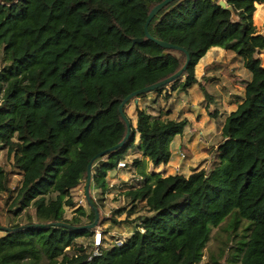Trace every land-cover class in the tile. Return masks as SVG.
Returning <instances> with one entry per match:
<instances>
[{"label": "trees", "instance_id": "16d2710c", "mask_svg": "<svg viewBox=\"0 0 264 264\" xmlns=\"http://www.w3.org/2000/svg\"><path fill=\"white\" fill-rule=\"evenodd\" d=\"M161 1L0 0V150L20 176L10 187L9 170L0 165V193L12 196L14 207L4 225L9 230L0 229V264H196L213 228L225 237L210 253L212 264H264V35L252 19L264 0H223L234 17L218 0H173L147 23L152 38L189 57L177 78L151 91L157 97L192 87L194 66L210 47L233 52L250 74L206 167L188 175L145 172L144 159L153 166L168 162L169 144L187 124L168 118L169 109L152 114L139 107L136 100L149 92L123 105L129 123L123 144L94 158L126 133L121 100L184 63L183 51L144 36L146 17ZM130 102L134 123L125 114ZM130 149L141 158L130 162L137 167L134 183L121 182L123 201L128 214H146L119 236L101 230L87 251L76 240L106 224L107 180ZM91 159L86 209L78 205L65 217L64 207L75 204L70 191L85 184ZM95 213L92 227L79 228Z\"/></svg>", "mask_w": 264, "mask_h": 264}, {"label": "rangeland", "instance_id": "374dc122", "mask_svg": "<svg viewBox=\"0 0 264 264\" xmlns=\"http://www.w3.org/2000/svg\"><path fill=\"white\" fill-rule=\"evenodd\" d=\"M254 8L252 15L253 23L258 31L263 32L264 5L255 4ZM259 56L261 63L264 64V52L259 53ZM205 73H208L207 77L204 75ZM194 75L196 83L185 91L181 89L171 91L166 99L163 98V94L157 97V93L153 94L149 92L145 97L136 100L139 107L146 106L152 114L160 111L159 109H169L170 115L168 118H185L187 121L182 134L172 138L173 143L171 145V151L173 153L170 155L171 158H169L168 162L165 163V165L160 164L153 167L149 161L145 162V160H143L145 172L152 171L162 175L176 173L188 175L191 168H202L204 165L206 166L208 164V159H210L209 150L213 149V146L221 139L219 132L223 119L235 108L236 103H240L244 82L250 74L243 67V63L237 55L231 51H226L218 47L207 52L203 59L198 60L194 66ZM166 88L170 91L169 86H166ZM133 102L127 105L125 114L132 119L134 123ZM209 131L214 132L213 135H211ZM185 143L187 145L186 152L192 155L188 154V156H186L185 151L183 152L180 147L178 148L179 145ZM204 146H209L208 153L204 151ZM175 155L177 157L175 165L173 164V166L169 165V167H166L170 163V159L174 160ZM136 157L141 158L139 152L130 149L122 160L126 162V166L110 172L107 180V190L102 202L104 205L101 211L106 224L97 228L92 237L76 240L78 244L85 245L87 251L91 249L92 244H97V234L100 233L101 230H109V237L110 235L119 236L130 230V220L138 215L146 214L145 210L128 214L127 210L129 204L123 201L122 190L125 187L122 189L121 182L134 183L135 176L138 175L136 170L137 167H135L136 165L131 167L130 162ZM10 164V157L6 154L5 150H0V165L5 170H9V186L15 187L19 183L20 176L14 171H11ZM147 164H150V166L148 167ZM95 192L93 188L90 190L91 195L94 197L97 196ZM70 194L75 204L71 208L64 207L65 217L71 216L72 208L78 205L86 209L84 201V182H80L76 187L71 189ZM11 197L7 199L4 194L0 193V226L6 225V222H9V219L14 217V207H11L13 206L11 205ZM115 209L122 211L120 214H114ZM28 212H31L30 208ZM24 215V213L16 215V221L22 223L25 219ZM111 218L115 220L112 227ZM225 222L227 223V220L221 223ZM210 236L209 241L203 249L201 259L196 264H212L209 258L210 253L215 251L220 239L225 237L223 232H219L218 228H213ZM109 237H107V239L111 242L114 238L111 239ZM219 237L221 238L219 239Z\"/></svg>", "mask_w": 264, "mask_h": 264}, {"label": "water", "instance_id": "95a60500", "mask_svg": "<svg viewBox=\"0 0 264 264\" xmlns=\"http://www.w3.org/2000/svg\"><path fill=\"white\" fill-rule=\"evenodd\" d=\"M173 0H162L161 2H159L158 4H156L155 6H153L147 17H146V20L144 22V25H143V33H144V36L147 38V39H150L152 41H154L158 46L164 48V49H175L177 51H183L184 54H185V60H184V63L182 64V66L176 71L174 72L173 74H171L170 76L158 81V82H155V83H152L150 85H147V86H144L142 88H139L137 90H134L132 91L131 93H129L128 95H126L122 100L121 102L119 103L118 107H117V111L120 115V117L122 118V120L124 121L125 125H126V133L123 137V139L121 141H119L117 144H114L113 146L109 147V148H106L100 152H98L94 158L96 157H100L102 156L103 154L111 151V150H114L118 147H120L122 144H123V141L127 138L128 136V133H129V123L123 113V105L131 98H133L134 96H137L139 94H143V93H146V92H151L153 90H155L156 88L158 87H161V86H164L166 85L167 83L171 82L172 80H174L175 78H177L185 69L186 65H187V62H188V54L180 47L178 46H175V45H172V44H169L167 42H164V41H161V40H157V39H154L150 36V34L148 33L147 31V23L149 22V20L163 7L165 6L167 3L171 2ZM146 6H148L149 4L146 2V0H144ZM217 5H219L221 8L225 9V10H228L229 12H231V17H234L233 13H232V10H231V7L230 6H225V3L223 0H218L216 2ZM261 35H264V30L263 32H260ZM141 38H134L132 39V42H141ZM93 159H91L87 166H86V178H85V184H84V196L86 198V200L89 202V195H88V186H89V180H90V166H91V162H92ZM98 218V215L97 213H95V218L93 220V222L89 225H82L81 227L79 228H86V227H92L95 223H96V220ZM68 228L70 226H67ZM73 228H76V227H73ZM2 230L4 231H8L9 228H6V227H2Z\"/></svg>", "mask_w": 264, "mask_h": 264}, {"label": "crops", "instance_id": "0c3cea01", "mask_svg": "<svg viewBox=\"0 0 264 264\" xmlns=\"http://www.w3.org/2000/svg\"><path fill=\"white\" fill-rule=\"evenodd\" d=\"M216 48H218V47H210V48L205 52V54H206L207 52L211 51L212 49H216ZM219 48H220V47H219ZM221 49H222V48H221ZM205 54H204V55H205ZM204 55L200 58V60L203 59ZM202 61H203V60H202ZM204 75L207 77V76H208V73H205ZM249 76H250V75H248V77L246 78V80L249 79ZM237 104H238V103H236L235 107L237 106ZM234 109H235V108H234ZM234 109H233V110H234ZM231 111H232V110H231ZM209 132L211 133V135H213V133H214V132H212V131H209ZM209 132H208V133H209ZM219 133H220V132H219ZM181 134H182V133H181ZM181 134H180V135H181ZM174 138H175V137H174ZM217 139H218V136H217ZM172 143H173V140L171 141V144H170V151H171V145H172ZM215 145H216V144H215ZM215 145H214L213 147H215ZM179 147L182 149L183 152L185 151L186 156H188V154H190V153H187V152H186V151H187V150H186V149H187V148H186V147H187L186 143H185V144H182V145H179L178 148H179ZM203 148H204V151H206V152L208 153L209 146H204ZM172 153H173V152L171 151V154H170V155H172ZM209 154H210V159H208L207 163L211 160V157H212V154H211L210 152H209ZM182 155H183V154H182ZM190 155H192V154H190ZM183 156H184V155H183ZM170 158H171V156H170ZM176 158H177V157H176V155H175L174 160L170 159V163H169L166 167H169V165H170V166H173V164L175 165V161H177ZM187 158H189V157H187ZM144 160H145V162L148 161L147 159H144ZM159 165H160V164H159ZM164 165H165V164H164ZM147 166L149 167L150 164H147ZM153 167H154V166H153ZM203 167H206V166L204 165ZM203 167H202V168H203ZM173 168H174V167H173ZM190 168H191V167H190ZM129 176H130V175H129ZM2 227H5V226H2ZM2 227L0 226V229H1V230H2Z\"/></svg>", "mask_w": 264, "mask_h": 264}, {"label": "built area", "instance_id": "2783aa9c", "mask_svg": "<svg viewBox=\"0 0 264 264\" xmlns=\"http://www.w3.org/2000/svg\"><path fill=\"white\" fill-rule=\"evenodd\" d=\"M126 166V162H124V161H119L118 162V164H117V167L118 168H122V167H125ZM98 240H99V234H97V242H98ZM119 244H121V240H117L116 241V245H119Z\"/></svg>", "mask_w": 264, "mask_h": 264}]
</instances>
